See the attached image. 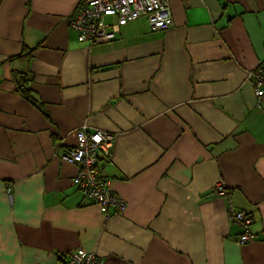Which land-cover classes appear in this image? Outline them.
Returning a JSON list of instances; mask_svg holds the SVG:
<instances>
[{
  "label": "crops",
  "instance_id": "0c3cea01",
  "mask_svg": "<svg viewBox=\"0 0 264 264\" xmlns=\"http://www.w3.org/2000/svg\"><path fill=\"white\" fill-rule=\"evenodd\" d=\"M78 3L0 0V264H264V0H169L168 29L141 16L94 45ZM82 125L114 136L99 175L126 206L106 218L61 159Z\"/></svg>",
  "mask_w": 264,
  "mask_h": 264
},
{
  "label": "built area",
  "instance_id": "2783aa9c",
  "mask_svg": "<svg viewBox=\"0 0 264 264\" xmlns=\"http://www.w3.org/2000/svg\"><path fill=\"white\" fill-rule=\"evenodd\" d=\"M141 16L147 19L152 30H166L172 25L169 0H79L75 11L68 17V24L77 34L79 42L90 45L112 40L118 28ZM248 80L253 87L258 105L264 103V52L263 60L249 72ZM76 147L64 150L61 159L77 167L75 183L85 190L106 218L109 211L120 213L125 209V201L114 194L108 182L99 175L100 158L111 155L114 136L103 130H88L82 125L76 130ZM12 188L6 185V193L11 200ZM211 193L224 198L227 191L222 183H217ZM226 213L231 223L239 230L237 243L244 245L253 239L249 226V215L227 202ZM93 252L78 249L69 255L66 264H102Z\"/></svg>",
  "mask_w": 264,
  "mask_h": 264
},
{
  "label": "trees",
  "instance_id": "16d2710c",
  "mask_svg": "<svg viewBox=\"0 0 264 264\" xmlns=\"http://www.w3.org/2000/svg\"><path fill=\"white\" fill-rule=\"evenodd\" d=\"M23 51H25V50L24 49L22 50V54L21 55H23ZM23 57H25V55H23ZM29 82H30V79L29 78H26V76L21 77L20 80H19V82H18L19 88H21L22 92L25 95L29 94V90L26 89V87H24V85L27 84V83H29Z\"/></svg>",
  "mask_w": 264,
  "mask_h": 264
},
{
  "label": "bare ground",
  "instance_id": "6f19581e",
  "mask_svg": "<svg viewBox=\"0 0 264 264\" xmlns=\"http://www.w3.org/2000/svg\"><path fill=\"white\" fill-rule=\"evenodd\" d=\"M257 66H258V65H257ZM253 70H254V69H253ZM251 71H252V70H251ZM251 86H252V85H251ZM252 88H253V87H252ZM75 139H76V137H75ZM76 145H77V144L75 143V145L72 146L71 148L76 147ZM68 149H69V148H68Z\"/></svg>",
  "mask_w": 264,
  "mask_h": 264
}]
</instances>
